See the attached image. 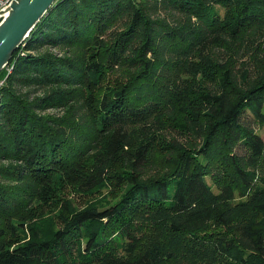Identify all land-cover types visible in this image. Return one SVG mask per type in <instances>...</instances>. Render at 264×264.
I'll return each mask as SVG.
<instances>
[{
	"label": "trees",
	"instance_id": "trees-1",
	"mask_svg": "<svg viewBox=\"0 0 264 264\" xmlns=\"http://www.w3.org/2000/svg\"><path fill=\"white\" fill-rule=\"evenodd\" d=\"M0 81V264H264V0H56Z\"/></svg>",
	"mask_w": 264,
	"mask_h": 264
},
{
	"label": "water",
	"instance_id": "water-1",
	"mask_svg": "<svg viewBox=\"0 0 264 264\" xmlns=\"http://www.w3.org/2000/svg\"><path fill=\"white\" fill-rule=\"evenodd\" d=\"M56 0H11L0 9V71Z\"/></svg>",
	"mask_w": 264,
	"mask_h": 264
},
{
	"label": "rangeland",
	"instance_id": "rangeland-1",
	"mask_svg": "<svg viewBox=\"0 0 264 264\" xmlns=\"http://www.w3.org/2000/svg\"><path fill=\"white\" fill-rule=\"evenodd\" d=\"M52 51L56 52V49L52 48ZM9 68H10V70L12 69V67L9 66V67H7L8 71H9ZM52 112H55V111L50 110V113H52ZM256 130H257V133L260 135V137L264 140V125L263 126H257ZM75 203L77 205H82V198L75 199Z\"/></svg>",
	"mask_w": 264,
	"mask_h": 264
},
{
	"label": "built area",
	"instance_id": "built-area-1",
	"mask_svg": "<svg viewBox=\"0 0 264 264\" xmlns=\"http://www.w3.org/2000/svg\"><path fill=\"white\" fill-rule=\"evenodd\" d=\"M11 0H0V9L7 5ZM10 71V68H9ZM3 83V81H0V85Z\"/></svg>",
	"mask_w": 264,
	"mask_h": 264
}]
</instances>
